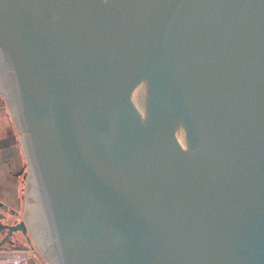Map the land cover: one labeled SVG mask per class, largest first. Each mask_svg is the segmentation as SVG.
Returning a JSON list of instances; mask_svg holds the SVG:
<instances>
[{
	"label": "water",
	"instance_id": "obj_1",
	"mask_svg": "<svg viewBox=\"0 0 264 264\" xmlns=\"http://www.w3.org/2000/svg\"><path fill=\"white\" fill-rule=\"evenodd\" d=\"M0 92L58 264H264V0H0Z\"/></svg>",
	"mask_w": 264,
	"mask_h": 264
},
{
	"label": "flooded vegetation",
	"instance_id": "obj_2",
	"mask_svg": "<svg viewBox=\"0 0 264 264\" xmlns=\"http://www.w3.org/2000/svg\"><path fill=\"white\" fill-rule=\"evenodd\" d=\"M17 175L26 178L31 184L30 169L26 173L24 166ZM35 193L34 197V193L27 192L26 198L33 197L36 206L26 203L23 212L19 207L11 206L0 200V227L19 226V229L13 233L3 228L0 231V256L5 254L8 258L6 264H58L41 194L40 192ZM2 204L6 205L7 209L3 208ZM24 225L25 230L21 228ZM44 246L45 248H43Z\"/></svg>",
	"mask_w": 264,
	"mask_h": 264
},
{
	"label": "crops",
	"instance_id": "obj_3",
	"mask_svg": "<svg viewBox=\"0 0 264 264\" xmlns=\"http://www.w3.org/2000/svg\"><path fill=\"white\" fill-rule=\"evenodd\" d=\"M3 96L6 101L4 94ZM8 111L9 113L0 104V200L11 206L20 207L22 200L20 192H15L16 186L13 182V176H18V172L24 167L23 155L20 145H18L19 141L22 142L20 135L23 132L18 131L16 122L10 118L11 115H14L9 105ZM7 259L5 254H2L0 264H6Z\"/></svg>",
	"mask_w": 264,
	"mask_h": 264
},
{
	"label": "rangeland",
	"instance_id": "obj_4",
	"mask_svg": "<svg viewBox=\"0 0 264 264\" xmlns=\"http://www.w3.org/2000/svg\"><path fill=\"white\" fill-rule=\"evenodd\" d=\"M0 104H2V106H4L7 109V112L9 113L8 103L4 100V96H3V94H1V92H0ZM15 114H16V112L13 113V115H15ZM10 118L15 122L12 115L10 116ZM22 134H24V133H22ZM18 145H20V149H21V152L23 155V164L25 166V170L27 173L29 171L30 164H29V161L27 159V156H25L26 153L24 152L25 150H24L23 143L22 142L20 143V141H19ZM13 177H14L13 182L15 183V186H16L15 192H20V197L22 199L21 206L19 207V209L21 210V212H23V208L26 205V193H27V182H28V180L22 176L21 177L13 176Z\"/></svg>",
	"mask_w": 264,
	"mask_h": 264
}]
</instances>
